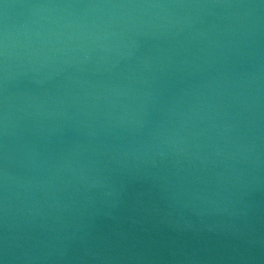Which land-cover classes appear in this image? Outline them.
Wrapping results in <instances>:
<instances>
[{
	"label": "water",
	"instance_id": "95a60500",
	"mask_svg": "<svg viewBox=\"0 0 264 264\" xmlns=\"http://www.w3.org/2000/svg\"><path fill=\"white\" fill-rule=\"evenodd\" d=\"M0 264H264V0H0Z\"/></svg>",
	"mask_w": 264,
	"mask_h": 264
}]
</instances>
